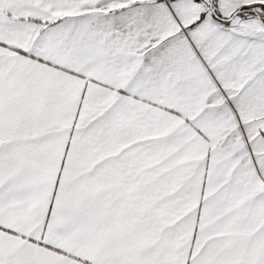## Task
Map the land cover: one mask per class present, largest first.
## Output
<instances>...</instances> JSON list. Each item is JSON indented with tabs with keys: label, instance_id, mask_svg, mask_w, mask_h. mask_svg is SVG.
I'll list each match as a JSON object with an SVG mask.
<instances>
[{
	"label": "snow or ice",
	"instance_id": "snow-or-ice-1",
	"mask_svg": "<svg viewBox=\"0 0 264 264\" xmlns=\"http://www.w3.org/2000/svg\"><path fill=\"white\" fill-rule=\"evenodd\" d=\"M0 264H264V0H0Z\"/></svg>",
	"mask_w": 264,
	"mask_h": 264
}]
</instances>
